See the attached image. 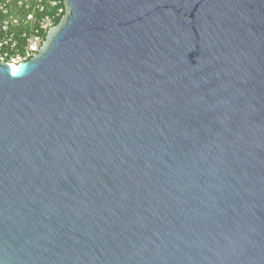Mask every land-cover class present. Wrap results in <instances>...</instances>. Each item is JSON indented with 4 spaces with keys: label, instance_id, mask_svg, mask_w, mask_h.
I'll list each match as a JSON object with an SVG mask.
<instances>
[{
    "label": "water",
    "instance_id": "1",
    "mask_svg": "<svg viewBox=\"0 0 264 264\" xmlns=\"http://www.w3.org/2000/svg\"><path fill=\"white\" fill-rule=\"evenodd\" d=\"M0 61V264H264V0H63Z\"/></svg>",
    "mask_w": 264,
    "mask_h": 264
},
{
    "label": "built area",
    "instance_id": "2",
    "mask_svg": "<svg viewBox=\"0 0 264 264\" xmlns=\"http://www.w3.org/2000/svg\"><path fill=\"white\" fill-rule=\"evenodd\" d=\"M61 0L0 1V61L18 66L34 55L54 19L63 13Z\"/></svg>",
    "mask_w": 264,
    "mask_h": 264
},
{
    "label": "trees",
    "instance_id": "3",
    "mask_svg": "<svg viewBox=\"0 0 264 264\" xmlns=\"http://www.w3.org/2000/svg\"><path fill=\"white\" fill-rule=\"evenodd\" d=\"M0 1H2V0H0ZM59 6H61V7L64 8V1H63V0H61V3L59 4ZM63 11H64V10H63ZM62 15H63V13H62L60 16H58V17H56V18L54 19V24H56V23L59 21V19L61 18Z\"/></svg>",
    "mask_w": 264,
    "mask_h": 264
},
{
    "label": "bare ground",
    "instance_id": "4",
    "mask_svg": "<svg viewBox=\"0 0 264 264\" xmlns=\"http://www.w3.org/2000/svg\"><path fill=\"white\" fill-rule=\"evenodd\" d=\"M12 68H13L14 70H16V69L18 68V66L12 65Z\"/></svg>",
    "mask_w": 264,
    "mask_h": 264
}]
</instances>
